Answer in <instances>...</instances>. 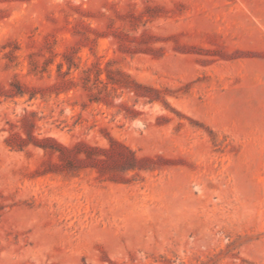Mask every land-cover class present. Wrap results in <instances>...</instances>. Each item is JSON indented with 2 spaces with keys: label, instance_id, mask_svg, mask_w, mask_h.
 I'll return each mask as SVG.
<instances>
[{
  "label": "rangeland",
  "instance_id": "rangeland-1",
  "mask_svg": "<svg viewBox=\"0 0 264 264\" xmlns=\"http://www.w3.org/2000/svg\"><path fill=\"white\" fill-rule=\"evenodd\" d=\"M0 264H264V0H0Z\"/></svg>",
  "mask_w": 264,
  "mask_h": 264
}]
</instances>
